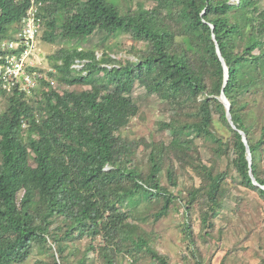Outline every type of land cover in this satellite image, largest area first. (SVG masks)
<instances>
[{
    "label": "trees",
    "instance_id": "1",
    "mask_svg": "<svg viewBox=\"0 0 264 264\" xmlns=\"http://www.w3.org/2000/svg\"><path fill=\"white\" fill-rule=\"evenodd\" d=\"M41 1L43 39L70 47L49 56L56 73L47 76L60 91L42 81L29 103L23 93L0 98V264H170L143 226L174 211L194 264H203L206 237L217 222L227 230L235 188L264 205V0ZM26 6L0 1V43ZM94 35H128L144 49L132 44V59L119 60L99 43L78 47ZM135 85L167 115L157 121L167 138L143 142V158L124 135L140 111Z\"/></svg>",
    "mask_w": 264,
    "mask_h": 264
},
{
    "label": "rangeland",
    "instance_id": "2",
    "mask_svg": "<svg viewBox=\"0 0 264 264\" xmlns=\"http://www.w3.org/2000/svg\"><path fill=\"white\" fill-rule=\"evenodd\" d=\"M117 1V0H115ZM145 3L147 6L154 4L153 0H128L133 2L132 7H136L137 2ZM236 1V0H235ZM122 7L124 4L123 0ZM44 30V27H43ZM40 35L38 39V48L46 56L43 61L46 67L51 68L49 56L55 54L60 48L70 47L63 39H58L55 42H45ZM105 36V35H104ZM103 35L91 36L84 41L78 43V47L83 49H92L99 43L100 47H105L104 52L108 53L112 58L116 59H132V55L126 53L131 45H137L144 49L140 42H133L128 35H120L116 38H109L106 41ZM104 41V42H103ZM102 49L96 50V55L100 58ZM46 61V62H45ZM44 66V67H45ZM57 91H60L59 80L54 77ZM77 91L89 90L86 86L77 87ZM133 97L140 107L139 114L134 118L128 128L124 131V135L138 144V153L142 158L144 157L143 142L155 139L162 141L167 138V133L158 131L157 121L166 120L167 115L164 113L161 100L156 95L148 96L142 87L135 85L133 88ZM32 99V98H31ZM5 103L0 101V112L5 108ZM216 128H219L216 126ZM180 185L182 187H189L190 180L188 176L180 177ZM197 183V181H196ZM232 197L226 201L225 211L223 214L228 216L229 223L227 230H224L225 223L217 222L213 232L214 239L206 237V244L203 245V257L205 258L203 264H264V205L260 204L257 195L253 192H246L243 188L237 187L232 192ZM199 215L195 213L193 231L199 232ZM183 219L180 213L171 212L166 218L153 224L148 223L143 226L147 232L151 233L152 245L161 254H165L170 259V264H194L195 260L191 252L186 249V244L182 240L183 234L180 231V225ZM223 229L220 244H216L218 239L217 232ZM192 249V248H191ZM197 256H199L197 254ZM184 257L186 260H184ZM123 264H128L126 259ZM139 264H155L148 260L142 261Z\"/></svg>",
    "mask_w": 264,
    "mask_h": 264
},
{
    "label": "clouds",
    "instance_id": "3",
    "mask_svg": "<svg viewBox=\"0 0 264 264\" xmlns=\"http://www.w3.org/2000/svg\"><path fill=\"white\" fill-rule=\"evenodd\" d=\"M14 3L18 4L15 1ZM42 7L41 0H27L24 15L21 17L17 29L13 31L8 39L0 43V66L5 64L7 56H16L20 59L25 52L27 53V56L24 57L22 62L25 65V72L33 80L34 86L29 88L28 84H26L25 77L22 76L12 88L4 89L0 84V98H2V95H11L13 93L20 95V93H23L26 94V99L29 103L31 94L40 89L43 83H50L52 86L55 85L53 76H47V73L55 74L56 69L52 66L51 68L46 67V63L43 64L46 56L43 55L37 46L40 35H42V39L44 37L41 16ZM24 37L29 38L28 45L23 43ZM72 67L79 70L83 67V64L76 61Z\"/></svg>",
    "mask_w": 264,
    "mask_h": 264
},
{
    "label": "built area",
    "instance_id": "4",
    "mask_svg": "<svg viewBox=\"0 0 264 264\" xmlns=\"http://www.w3.org/2000/svg\"><path fill=\"white\" fill-rule=\"evenodd\" d=\"M24 44H29V38L24 37ZM27 53L22 55L19 59L16 56H7L5 59V64L0 66V84L4 89H9L14 87L18 80L24 76L26 84L29 88L34 86V82L25 72V65L22 62Z\"/></svg>",
    "mask_w": 264,
    "mask_h": 264
},
{
    "label": "water",
    "instance_id": "5",
    "mask_svg": "<svg viewBox=\"0 0 264 264\" xmlns=\"http://www.w3.org/2000/svg\"><path fill=\"white\" fill-rule=\"evenodd\" d=\"M211 28L213 29V27H211ZM212 38L214 39V37H212ZM216 54H217V56H218L220 62L222 63V66H223V69H224V75H225V76H224V84H226V82H227V80H228V70H227L226 64H225V62H224V59L222 58L221 53H220V51H219V49H218L217 44H216ZM220 100H221L222 104H223L224 107H225L227 121H228L229 124L234 128L233 123H232V121H231L230 113H229V109H230L229 101L227 100V98L224 96L223 93L220 95ZM239 133H240V135L242 136V141H243V143L246 145V158H247V161H248V163H249V167H250V166H251V155H250V152H249L248 147H247L246 137H245V135H244L243 132L239 131ZM250 177H251V179H252L253 184L257 185V183H256V181H255L253 175L251 174V172H250Z\"/></svg>",
    "mask_w": 264,
    "mask_h": 264
}]
</instances>
